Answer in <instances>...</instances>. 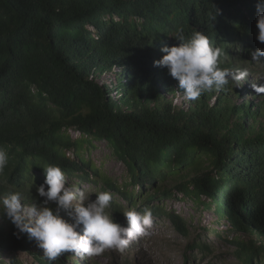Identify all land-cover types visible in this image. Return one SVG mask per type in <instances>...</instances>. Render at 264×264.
I'll use <instances>...</instances> for the list:
<instances>
[{
  "label": "trees",
  "instance_id": "obj_1",
  "mask_svg": "<svg viewBox=\"0 0 264 264\" xmlns=\"http://www.w3.org/2000/svg\"><path fill=\"white\" fill-rule=\"evenodd\" d=\"M259 2L0 0V147L8 153V165L0 172V196L36 193L45 180L39 172L58 165L66 178L82 183L101 178L103 191L113 195L111 204L123 195L129 207L135 206L137 199L127 195L126 187L85 155L96 143H105L110 156L127 168L125 180L147 186H155L159 177L168 182L162 194L148 193L144 200L150 202L140 210L170 214L161 204L180 194L198 209L213 211L217 225L224 221L223 233L237 247L239 260L264 263V104H236L233 94L240 90L230 83L190 101V109L182 110L186 115L175 116L177 93L180 101L183 90L167 68L154 65L165 55L163 46L179 45L173 37L178 27L186 34L205 33L222 50V68L242 70L233 54L240 43L238 63H255L251 39L258 34ZM80 72L88 83L95 82L89 79L92 73L100 79L112 73L110 83H96L108 98L101 109L72 121L80 126L78 135H59L54 129L58 112L36 115L30 102L63 90ZM151 91L155 103L150 108L162 117L157 122L136 114L129 103ZM208 158H213V168L191 177L190 169ZM171 217L190 238L182 219ZM202 230L222 237L208 225ZM17 231L12 223L0 225V264H26L18 255L33 247L42 264H59L60 255L69 253L50 262L34 239L26 233L17 236ZM241 234L251 239L242 240ZM197 240L190 249L199 246Z\"/></svg>",
  "mask_w": 264,
  "mask_h": 264
},
{
  "label": "rangeland",
  "instance_id": "obj_2",
  "mask_svg": "<svg viewBox=\"0 0 264 264\" xmlns=\"http://www.w3.org/2000/svg\"><path fill=\"white\" fill-rule=\"evenodd\" d=\"M251 42L255 44L254 51L261 48L262 43L257 39H251ZM243 44H237L233 54L235 53V64L238 69L247 70L249 73L245 81L240 82V86L237 87L240 92H234L233 100L236 104H243L244 102H259L264 104V94L256 93L253 84L264 85V62L255 61L251 64L238 63L240 55L243 53ZM252 59V57L250 58ZM112 73H107L100 78H95L94 83H88L84 79L82 73L77 75V79L73 84L68 85L61 91H56L44 96L34 97L30 104L34 108L33 113L38 115L46 110H54L58 112L57 123L54 129L59 135H78L79 124L72 125L73 120H83L84 115L91 113L93 110L102 108L103 103L108 98V92L105 88H102L99 84L110 83ZM99 83V84H96ZM252 91V92H251ZM154 93L151 91L143 99L138 98L133 102H129L130 106L135 110L136 114H145L153 122L161 120L158 111L151 109L154 105ZM106 98V99H105ZM182 98V97H181ZM179 94L175 101L176 112L175 116L186 115L182 112L183 108L180 104L186 106V100L179 101ZM47 102V103H46ZM179 104H178V103ZM110 106H114V102L109 103ZM172 115V117H174ZM261 121L264 122V115H262ZM48 123V122H43ZM258 125V124H257ZM256 126V125H255ZM70 151V150H69ZM111 149L105 143H96L95 147L86 151V157L93 160L102 172L107 175L108 178H113L117 184L126 187L127 195L137 199V204L133 207L128 206V199L125 196L118 195L115 197L113 204H111L108 211L113 215L114 220L120 223L122 226H127V221L123 212L129 209H135L137 212H141L140 208L150 202L144 200L146 195L149 194H162L166 188L167 183L163 181V178H157L154 180L155 186H147L143 181H129L125 180L127 176V168L122 165L116 158L111 157ZM72 155L73 152H68ZM213 158L202 160L197 167L190 169L191 177H197L200 174L207 172L213 168ZM41 177L45 175L42 172ZM128 182V184H127ZM78 183L80 187H78ZM128 186H127V185ZM104 182L101 178H98L94 182H79L73 178H67V187L73 190L83 189L87 192L92 200L96 199V195L99 192H104L102 189ZM193 187V186H192ZM159 188V190H157ZM143 191L142 194L139 192ZM133 192L135 193L133 195ZM179 196V197H178ZM203 198H207L206 195ZM44 198L39 197L38 193H25L22 196V203L28 206L33 204L39 206ZM54 210H58L59 214L69 223H74L73 217H71L68 211L63 209H57V205L52 203L50 205ZM165 211L170 214L164 213L152 214L153 224L148 230L149 235L137 238L131 241L128 247L120 252L115 249H109L103 252L101 255L89 257L85 254H77L69 251L67 255H60L58 260L59 264H244L239 260L237 247L232 244L230 240L223 233L225 224L223 220L217 225L216 217L213 211L205 210L203 207L197 208L191 200H186L182 195L177 194L169 198L166 202L161 204ZM179 216L184 225L190 229V238H187L183 232L180 231L175 223V220L171 216ZM11 224L5 216L0 215V225L7 226ZM208 225L211 229L219 230L222 234L221 238H218L214 233L202 230ZM80 231V229H78ZM81 234H83L81 232ZM207 234V235H206ZM201 235V236H200ZM241 239L250 240L249 235L241 234ZM199 236L201 237L199 239ZM198 239V240H197ZM197 240L195 248L190 249V244ZM200 243V244H199ZM35 253L38 252L37 247H33L31 252H20L19 259L26 264H42L37 262ZM4 259L9 263L7 256ZM254 264H257L255 262ZM264 264V263H262Z\"/></svg>",
  "mask_w": 264,
  "mask_h": 264
},
{
  "label": "clouds",
  "instance_id": "obj_3",
  "mask_svg": "<svg viewBox=\"0 0 264 264\" xmlns=\"http://www.w3.org/2000/svg\"><path fill=\"white\" fill-rule=\"evenodd\" d=\"M256 8V39L264 44V0L257 3ZM173 37L179 45L163 46L161 51L165 55L154 65L167 68L179 82V88L183 90L181 95L187 100L196 101L203 94L220 91L230 83L238 87L248 77L246 69L221 67L222 50L205 33L194 30L186 34L183 27H178ZM251 55L254 61L260 62L264 48L256 49ZM252 87L256 93L264 94V85L253 84ZM7 165L8 153L0 147V172ZM43 169L45 180L36 189L38 196L44 198L42 203L28 206L22 203L20 192H8L0 196V215L11 221L18 230L17 236L26 233L34 239L50 262L68 251L89 257L101 255L109 249L123 252L131 241L149 235L148 230L153 224L150 209L143 213L135 209L124 211L127 226H122L108 211L113 200L110 192H99L92 200L85 190L66 186V174L60 166L48 165ZM52 203L57 209L68 211L74 223L66 221L50 206Z\"/></svg>",
  "mask_w": 264,
  "mask_h": 264
},
{
  "label": "built area",
  "instance_id": "obj_4",
  "mask_svg": "<svg viewBox=\"0 0 264 264\" xmlns=\"http://www.w3.org/2000/svg\"><path fill=\"white\" fill-rule=\"evenodd\" d=\"M95 78H96V76H95V74H91L90 76H89V79L90 80H95ZM186 100V106H184V104L182 105V108H183V110H185V111H187V110H189L190 109V105H191V103H190V100H187V99H185Z\"/></svg>",
  "mask_w": 264,
  "mask_h": 264
},
{
  "label": "bare ground",
  "instance_id": "obj_5",
  "mask_svg": "<svg viewBox=\"0 0 264 264\" xmlns=\"http://www.w3.org/2000/svg\"><path fill=\"white\" fill-rule=\"evenodd\" d=\"M185 99H186V98H185V97H183L181 100H182V101H184ZM181 100H180V101H181ZM180 105L182 106V104H180Z\"/></svg>",
  "mask_w": 264,
  "mask_h": 264
},
{
  "label": "water",
  "instance_id": "obj_6",
  "mask_svg": "<svg viewBox=\"0 0 264 264\" xmlns=\"http://www.w3.org/2000/svg\"><path fill=\"white\" fill-rule=\"evenodd\" d=\"M164 181V180H163ZM128 201H129V199H128ZM141 212L143 213L144 211L143 210H141ZM122 216H124V215H122Z\"/></svg>",
  "mask_w": 264,
  "mask_h": 264
}]
</instances>
